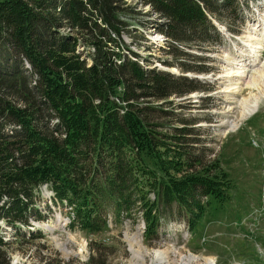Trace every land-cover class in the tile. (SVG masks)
Instances as JSON below:
<instances>
[{"label":"trees","instance_id":"obj_1","mask_svg":"<svg viewBox=\"0 0 264 264\" xmlns=\"http://www.w3.org/2000/svg\"><path fill=\"white\" fill-rule=\"evenodd\" d=\"M240 2L248 1L0 0V264H11L2 231L22 239L31 221L43 220L36 205L42 188L69 209V228L98 233L108 227L107 209L117 218L140 211L148 240L166 208L193 230L210 198L226 200V175H211L217 166L194 153L193 121H166L170 100L200 84L143 67L122 38L136 45L132 29L147 26L137 8L150 7L157 16L151 27L173 57L161 63L204 72L181 57L219 43L212 21L240 18ZM86 264L107 258L92 250Z\"/></svg>","mask_w":264,"mask_h":264},{"label":"rangeland","instance_id":"obj_2","mask_svg":"<svg viewBox=\"0 0 264 264\" xmlns=\"http://www.w3.org/2000/svg\"><path fill=\"white\" fill-rule=\"evenodd\" d=\"M247 1L239 4L240 18L212 21L221 39L219 43L202 52L186 49L189 56H179L187 59L189 66L204 65L207 68L204 72H184L161 63L173 57L165 53L167 38L151 27L157 16L150 7L137 8L145 13L137 17L147 26L132 29L136 45L130 44L128 35L122 38L142 58L138 62L143 67L168 69L170 73L175 70V75L194 78L200 84L199 91L170 100L169 111L173 116L166 121L175 126H181L180 120L193 121L192 137L199 141L194 153H200L204 165L217 166L211 175H226L229 187L225 191L226 200L218 202L210 198L204 216L193 230L177 209L166 208L157 237L148 240L143 235L140 211L117 218L107 209L104 216L108 227L98 233L86 232L78 226L69 228V209L55 204L50 190L42 188L36 196V205L43 220L31 221L22 239H15L13 231L1 233L4 241L11 242V264H43L47 258L86 264L92 250L105 255L107 264H188L189 256L196 257L191 264H264V99L253 115L240 121L238 102L258 95L245 85L252 73L244 81L216 79L229 72V68H238L236 64H244L246 68L253 64L247 48L250 44L260 48L256 49L260 64L254 66H264V0ZM254 35L262 41L255 43ZM82 49L80 46L79 50ZM237 82L240 94L231 91ZM231 122L238 124L234 131L229 127ZM199 170L200 167L196 169ZM149 198L153 199L152 194ZM28 231L35 238H30ZM155 251L166 253L168 261L157 262ZM134 252L140 253L143 260H137Z\"/></svg>","mask_w":264,"mask_h":264},{"label":"bare ground","instance_id":"obj_3","mask_svg":"<svg viewBox=\"0 0 264 264\" xmlns=\"http://www.w3.org/2000/svg\"><path fill=\"white\" fill-rule=\"evenodd\" d=\"M262 33L264 36V31ZM253 38L255 43H257L258 41H262V39H260L258 35H254ZM256 45L257 44L247 45V48L251 52L253 58V62H252L253 64H251L249 68H246L244 64H236L238 65L237 66L238 68H229V72H225V74L220 75L216 78L217 80L227 78L228 80H233V81H244L243 79H247L248 74L252 73L249 77V81L245 85L250 89H254L258 93V95L250 96L249 99H245L238 102L237 106L239 107L240 121L245 119L246 117H249L250 115H253L258 109L261 99H264V66L263 65H262L263 67H260L259 65L254 66V64H260V62L258 61L259 51L256 50L260 48L258 45L257 46ZM252 67L258 68L257 72H254L255 70H253ZM170 71L175 73V70H170ZM233 87H234L233 90H231L232 93L240 94L241 88L239 87V83L237 82L236 86ZM229 127L231 128V131H234L235 129H237L238 124L235 122H231L229 124ZM136 245L138 246V244ZM134 256L137 258V260L139 259L143 260L144 258L138 252L137 253L134 252ZM153 256L156 260H158L157 262L166 263L168 261V257L164 252L155 251L153 253ZM195 259L196 257L189 256L187 260L188 264H191L193 261H195Z\"/></svg>","mask_w":264,"mask_h":264},{"label":"water","instance_id":"obj_4","mask_svg":"<svg viewBox=\"0 0 264 264\" xmlns=\"http://www.w3.org/2000/svg\"><path fill=\"white\" fill-rule=\"evenodd\" d=\"M163 70H165V71H168V72H169V70H168V69H163Z\"/></svg>","mask_w":264,"mask_h":264}]
</instances>
